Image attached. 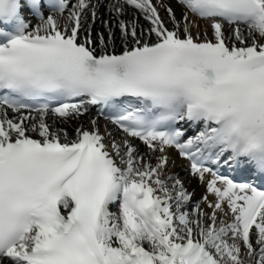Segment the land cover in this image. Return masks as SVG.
Wrapping results in <instances>:
<instances>
[{
    "label": "snow or ice",
    "instance_id": "1",
    "mask_svg": "<svg viewBox=\"0 0 264 264\" xmlns=\"http://www.w3.org/2000/svg\"><path fill=\"white\" fill-rule=\"evenodd\" d=\"M0 264H264V0H0Z\"/></svg>",
    "mask_w": 264,
    "mask_h": 264
},
{
    "label": "bare ground",
    "instance_id": "2",
    "mask_svg": "<svg viewBox=\"0 0 264 264\" xmlns=\"http://www.w3.org/2000/svg\"><path fill=\"white\" fill-rule=\"evenodd\" d=\"M202 23V22H201ZM93 115L92 114H87L85 116H82L80 117V121H82L86 126L88 125L89 123V119L92 118ZM77 122L76 121H72L70 123V125L68 126V131L70 134H72V130L73 128L76 126ZM107 127L108 129H113V127L109 124H107ZM100 130H101V124H100ZM104 130H102L101 132H104ZM119 135V133H117V136ZM137 143H139V141H137ZM141 150L144 151V148L143 146L141 145ZM169 154H170V157H171V161H174V164L170 162L169 166H168V172H171V173H176L178 174L179 178L183 181H185V187L188 189V190H193L195 189V193H196V196L195 198H199L200 194H202L204 192V187L199 184V182L195 179V178H192L190 176H186L185 173H186V170H187V163L186 161H184L183 159H181L176 153L174 150L170 149L169 150ZM190 181V182H189ZM205 210H207V208L205 207Z\"/></svg>",
    "mask_w": 264,
    "mask_h": 264
}]
</instances>
